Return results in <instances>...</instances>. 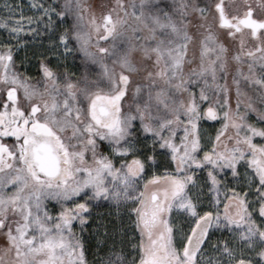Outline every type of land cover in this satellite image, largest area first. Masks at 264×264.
I'll list each match as a JSON object with an SVG mask.
<instances>
[{"label":"snow or ice","instance_id":"obj_1","mask_svg":"<svg viewBox=\"0 0 264 264\" xmlns=\"http://www.w3.org/2000/svg\"><path fill=\"white\" fill-rule=\"evenodd\" d=\"M4 7L0 264H264V0Z\"/></svg>","mask_w":264,"mask_h":264},{"label":"rangeland","instance_id":"obj_2","mask_svg":"<svg viewBox=\"0 0 264 264\" xmlns=\"http://www.w3.org/2000/svg\"><path fill=\"white\" fill-rule=\"evenodd\" d=\"M11 2H13V0H0V16L6 15V9L4 5L5 3H11ZM15 2L22 4L25 16L34 15V13L30 11L28 8L30 0H15ZM61 2H63V0H61ZM114 2L115 0H85L86 5L90 6L91 11L95 13L97 18H99L102 14L107 12V8L103 7L104 5L111 6ZM240 2L241 0H236V3H240ZM251 2L255 3L256 0H251ZM257 12H259V9H257ZM6 35H7L6 32L0 30V40H2ZM22 55L23 53H21V56ZM17 65H19V60H17ZM28 67H30L29 74L34 76L36 74V68L34 66H28ZM89 259H91V257H89Z\"/></svg>","mask_w":264,"mask_h":264}]
</instances>
